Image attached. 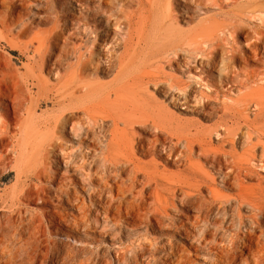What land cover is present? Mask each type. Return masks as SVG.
I'll return each mask as SVG.
<instances>
[{"label": "bare ground", "instance_id": "6f19581e", "mask_svg": "<svg viewBox=\"0 0 264 264\" xmlns=\"http://www.w3.org/2000/svg\"><path fill=\"white\" fill-rule=\"evenodd\" d=\"M189 1L153 0L147 4L138 1L135 11L127 12L123 9L124 0H59L62 5L60 11L51 3V11L43 21L33 24L20 13L26 5L24 0H8L6 10L0 17V42L24 49L30 59L25 72L20 75H9V72L3 71H9L8 67L3 69L0 62V167L13 163L16 169L15 185L11 192L0 194V264H42L51 250L59 252V246H50L49 241L41 237L45 231L49 233L50 228L61 233L65 240L71 238L75 241L71 228L77 229L78 224L68 221L65 216L58 218V213L34 215L29 210H23V201H30L35 195L41 199L44 188L38 184L48 174L46 165L52 157L55 155L62 162L70 159L71 154L65 150L68 129L79 138L80 145L87 151L84 153L86 157H91L99 149L102 155L100 162L103 165L108 163L104 174V179L110 182L105 186L108 199L99 200L106 218L113 213L111 217L122 219L124 211L127 221L137 216L144 219L147 227L159 229L164 225L169 208H175V203L201 210L203 198L196 200L200 198L202 187L209 186L195 170L198 165L194 161L196 157L203 160L205 165L217 169L223 175L224 184L229 181L236 183L238 193L233 200L237 209L244 206L251 209V214L245 217L249 222L248 227L244 226L245 232H239V228L230 235L227 244H218L214 263L264 264L263 189L256 192L245 187V162L241 161L247 159L238 161L234 155L235 146L242 142L250 151L260 146V161L264 160V145L258 141L252 143L251 140L252 133L259 138L261 134L258 131L264 133V87L257 82L264 83V0H231L235 8L227 16L204 19L197 27L182 30L181 24L189 25L194 14ZM91 3L96 4L91 6ZM73 6L77 7L78 16L71 13L75 10ZM251 20L258 21L260 26L252 28V35L247 37L244 45L232 47L234 52L219 62L222 76L219 77L220 86L216 88L212 79L197 73L196 64L201 67L200 71L203 66L212 68L217 64L215 56L201 54L200 49H216L219 44L215 42L219 39L234 41L245 31L241 22ZM240 49L246 50L241 53ZM237 61L246 65L250 61L261 63L262 68L235 81L236 73L227 64ZM164 68L195 77L193 82L207 91L200 94L204 104L211 97L219 100L217 98L220 97L218 94L223 83L231 93H237L240 87L245 91L239 93L236 100L229 97L227 100L221 99L220 122L212 131H206L198 138L176 133L159 116L155 117L157 120L97 116L101 98L108 99L112 95L118 100L121 92L130 84L136 85L138 92H146L151 85L154 92L161 94ZM109 71H114V74L108 83L99 85L84 80L87 75L98 76ZM45 73L56 79L54 86L45 84L42 78ZM172 81L165 85L166 90L172 95L177 92L179 98L182 89ZM235 82L239 85L238 89ZM250 82H255V87H248ZM22 86L26 90L23 91ZM9 102L12 114L9 113ZM248 103H253L255 107L252 120L245 113ZM40 104H51L53 109L39 121L33 114ZM24 114L27 115L25 118ZM119 121L124 124L121 131L117 126ZM109 122L111 125L107 127ZM134 124L149 128L151 138H135L132 133ZM13 129L17 133L11 135ZM142 133L149 135L144 130ZM212 134L221 143L217 149L210 147ZM13 139L9 155L5 147ZM182 142L184 145L181 148ZM223 146L230 147L231 151L224 152ZM135 151L151 159L137 162L132 157ZM156 160H164L166 165L181 168L159 178L150 171L157 168ZM124 173L127 174V182L121 178ZM33 180L37 184H32ZM126 195H130L129 201ZM199 202L202 207L198 205ZM216 203V210L220 212L223 202ZM244 220L239 216L238 224L242 225ZM44 221L49 224L45 226ZM196 222L200 223L198 220ZM183 226L179 223L175 230L187 236L188 231ZM239 248L247 253L242 254ZM159 264L191 262L181 258L178 253L170 252L165 261Z\"/></svg>", "mask_w": 264, "mask_h": 264}, {"label": "rangeland", "instance_id": "374dc122", "mask_svg": "<svg viewBox=\"0 0 264 264\" xmlns=\"http://www.w3.org/2000/svg\"><path fill=\"white\" fill-rule=\"evenodd\" d=\"M27 1L24 0L26 5L20 13L25 16V20L33 24H40V22L43 21L45 16L51 11V3L54 4V7L56 6L55 9L58 11L62 8L59 0ZM94 1L96 2L97 0ZM138 1L147 4L153 0H124L123 9L127 12L135 11ZM243 1L245 0H242V2ZM108 3L111 5L110 1H108ZM231 3V0H190L188 4L191 8H194L193 18L189 25L181 24V29L189 30L195 28L204 19H222L235 8V4ZM95 4L96 3H91L90 5L93 6ZM7 5L8 0H0V17L6 10ZM73 7H75V10L73 9L71 13L78 16L77 7ZM241 25L245 31L240 36H237L234 41L231 39H219L215 42V44H219L216 48L217 50L200 49L201 54H205L208 57H211V55L215 56L216 63L219 65V62H222L230 52H234V50L231 49L232 47L237 46V44L241 46L244 45L247 37L252 35V28H258V26H260L259 22L255 20L241 22ZM21 42L25 41L22 40ZM245 50L246 49H240L241 53H244ZM198 54L201 55L199 51ZM29 59L30 55H28L24 49L0 42V62L3 69L8 67L9 71L6 69L3 71L9 72V75H20L24 73L29 64ZM72 61L73 60H71V62ZM217 64L212 68L203 66L202 71H200L201 67L198 64H196V66L198 67L197 73L202 74L205 78L212 79L216 88H219V77L222 76V73L220 71V65L218 66ZM229 64L236 73L235 81L242 80L249 73L256 70L258 71L262 68L261 63L252 61L247 65L241 61L233 63L228 62L227 65ZM163 72L164 84L162 85L163 88H161V94L154 92L151 85L148 86L146 92L144 90H139L140 92H138L136 85L130 84L128 88L121 92L118 100H115L112 95L108 97V99L106 97L101 98V108L97 110V113H99L97 116L104 117L115 115L122 119L147 118L148 120H157L155 117L159 116L168 127L175 130L176 133H182V135L188 138H198L202 137L206 131H212L220 122V116L222 114L220 100H227L228 97L232 100H236L239 97V93L241 94L245 91V89L241 87L238 89L239 85L235 82L238 89L237 93H231L226 87L224 88L223 83V88L220 89L218 94L220 97L217 98L219 100H215V98L211 97L210 101L204 104L203 100H200V94L201 92L207 91L202 87H198V85L193 82L196 80L195 77H190L188 73L169 70L168 68H164ZM191 72L195 75L197 74L195 71ZM113 74L114 71H109L108 73L98 76L87 75V77H84V80L86 82H97L99 85L105 84L112 80ZM42 78L45 84L49 86H54L56 84V79L50 78L46 73L42 75ZM171 79L173 80L172 82L178 83L179 89H182L179 98L176 96L178 95L177 92L172 95L166 90L167 86L165 85H168ZM255 80L257 81V79ZM257 82L259 83L258 85L264 87V83L260 84L259 81ZM255 85V82L247 84L248 87H255ZM22 88L23 91L26 90L25 87L22 86ZM222 96H225V98ZM9 104V113L12 114L11 103L9 102ZM246 108L247 112L245 113L248 114L249 120H252V113L255 112L253 103H248ZM52 109L53 106L51 104H40L34 109L33 116L39 121L43 120ZM26 116L27 115L24 114V118ZM110 125L111 123L109 122L106 126L110 127ZM117 126L120 131L124 129L122 121H119ZM133 128L132 133L135 135V138H137V136L144 139L151 138L150 134L152 131H150L149 128L140 124H134ZM143 130L147 131L149 135L142 133ZM258 132H260L261 138L252 133V143L258 141L259 144L264 145V133L261 131ZM16 133L17 131L15 129L10 132L11 135ZM65 140L67 142V144H65V150L67 149V152L71 154L70 159L62 162L54 155L46 165V173L48 174L40 181V184H38L44 188V193L40 195L41 199H38V196L35 195L30 201H23V210H29L31 214H43L45 216L49 213H58V218L60 215H63L68 221L71 220L76 225L78 224L77 229H75V227L71 228L76 242L72 241L71 238L65 240L61 233L52 230V228H50L51 230L49 229V233L45 231V234H42V239H47L50 246L56 244L60 248L59 252L61 251L59 253L58 251L55 252L51 250L47 260L42 264H159L165 261L167 253L170 252L180 254L181 258L191 262V264H215L214 262L217 260L218 244H227V239L230 238L232 233L237 232L239 228V232L244 233V226H249L248 219L245 217L251 214V209L247 206L237 209L236 203L233 200L234 196L236 197L238 193L236 183L229 181L224 184L223 175H221L217 169L205 165L203 160H198L196 157H194V161L197 162L198 165L195 170L206 179L209 186L202 187L200 198L196 200L198 201L201 197L203 198V207L201 206V202L198 203V205L202 207L201 210L203 212L201 210L197 211V209L191 206L185 208L175 203V208H169L167 212L168 216L164 220V225L159 229L157 227L156 229L147 227L144 219L141 217L135 216L132 220L127 221L124 219V211L122 213V219L116 220L114 216L111 217L113 215L112 212V214L108 215L106 218L102 213L99 200L106 198L105 186L110 184V182L108 183V181L104 179L108 163L103 165L100 162L102 155H100L99 149H96L91 157H86L84 155V153L87 152L86 149H84V146L80 145L79 138L75 136L70 129H68L65 134ZM12 143H14V139L9 141V143H7L8 146L5 147V149H8L9 155L11 154L10 145ZM220 144L221 143L214 138V134H212L210 147L217 149L221 146ZM183 145L184 143L182 142L180 147L182 148ZM222 149L224 152L231 151L228 146H223ZM260 149V146H256L250 151L249 148L245 146V143L239 142L234 148V155L238 161L244 160V158L247 159L246 161H241V163L245 162V187H247L248 190H254L256 192H259L262 188L264 193V160L260 161V156L262 155ZM195 151L198 150L195 149ZM134 154L135 155L132 157L137 162H147L151 159L150 157H142L136 154V151ZM250 155L253 157H250ZM155 163L157 164V168H152L150 171L159 178H164L167 174L175 173L177 169L181 168L174 167L173 165H166L164 160H156ZM15 170L13 163L5 167H0L1 195L11 192L14 187L16 177ZM224 172L226 173V171ZM51 178L53 179L52 181ZM121 178L123 181L127 182V174L124 173ZM35 183V180H33L32 184ZM65 192L68 193L67 196ZM66 198L68 199L66 200ZM126 200H130V195H126ZM226 200H228V202H225ZM216 202H223L220 212L216 210ZM239 216L245 219V223L242 225L238 224ZM196 218H198L197 220L200 223L196 222ZM203 219L205 220L202 221ZM44 223L45 226L49 224L47 221H44ZM179 223H182L184 225L183 227L187 229V236L180 235L176 232V225H179ZM229 226H232V228H229ZM238 251L242 254L247 253L242 250V248H239ZM63 253H67V256H63ZM154 260L156 261L154 262Z\"/></svg>", "mask_w": 264, "mask_h": 264}]
</instances>
